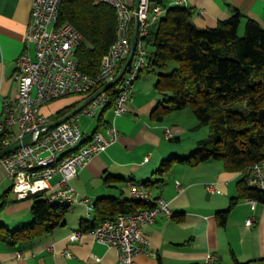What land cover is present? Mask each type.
<instances>
[{
  "label": "crops",
  "instance_id": "obj_1",
  "mask_svg": "<svg viewBox=\"0 0 264 264\" xmlns=\"http://www.w3.org/2000/svg\"><path fill=\"white\" fill-rule=\"evenodd\" d=\"M127 1L131 6L134 3V0ZM161 1V12H150V32L155 31L160 18L173 7L192 10L191 22L199 29L216 28L232 17L233 9L244 15L242 25L247 18H252L264 29V0ZM31 8L32 0H0V114L6 107L14 106L18 99L14 80L16 61L25 51ZM151 50L147 47V54ZM156 82V73L150 68L144 69L134 84L127 112L122 116H115L112 109L103 113L106 125L117 129L118 140L105 152L94 156L71 185L96 204L104 198L131 201L128 183L144 186L149 182L150 185L144 187L150 196L168 203L174 216L160 215L143 230L157 257L140 255L136 264H233L232 253L240 263L264 264L263 204L246 199L238 201L224 227L216 218L217 213L228 209L231 200L238 196L239 182L243 179L241 172L229 173L222 163L208 162L196 167L176 163L165 175L154 174L165 161L183 152L162 147L168 139L165 134L168 127L163 125L165 118L162 122L155 121L152 113L166 102L156 91ZM60 107V104L47 105L43 111L51 116ZM98 119L92 132L81 125L84 142L96 132ZM106 125L98 131L106 133L109 128ZM171 134L172 139L168 140L178 138L179 144L182 143L183 133H177V137ZM204 137L198 135L196 146ZM106 178L119 180L106 184ZM58 179L55 177L51 183L55 184ZM176 182L181 183L182 190ZM210 183H216L220 192H209ZM11 188L6 168L0 161V226L3 230L15 231L33 222V201L32 198L18 200L13 192L7 193ZM69 208L66 225L41 241L15 247L0 241V264H125L116 248L96 242L89 231H84L79 240H72L73 233L81 230L80 222L93 219L94 210L89 214L84 204ZM249 219L254 221L250 226L246 225ZM209 256H214L215 260L208 262Z\"/></svg>",
  "mask_w": 264,
  "mask_h": 264
},
{
  "label": "trees",
  "instance_id": "obj_2",
  "mask_svg": "<svg viewBox=\"0 0 264 264\" xmlns=\"http://www.w3.org/2000/svg\"><path fill=\"white\" fill-rule=\"evenodd\" d=\"M149 2L150 12L162 7L161 0ZM132 10L135 11L134 3ZM192 16L193 11L188 8H170L160 18L155 31L142 38L146 50L152 48L147 58L148 68L157 76L156 91L169 104L156 108L152 118L162 122L171 111L190 108L198 127H209L211 132L188 157H172L154 174L163 176L176 163L196 167L208 162H220L225 171L240 173L264 159V29L256 20L247 18L241 36L244 15L238 9H233L232 17L213 29L195 27ZM59 21L72 23L83 35L84 41L76 52L79 69L96 77L117 38L116 10L96 0H64ZM134 26L135 20L130 40ZM117 94L115 86L107 91L109 104L98 119L96 132L106 125L103 113L113 110ZM87 98L66 96L47 104L61 106L51 116L47 115L49 121L60 119ZM7 134L0 132V151ZM118 180L106 178L105 182ZM148 185L149 182L144 184ZM238 191L229 208L216 215L221 227L226 226L238 201L254 200L264 205V191L250 188L245 178L239 182ZM10 192L12 188L7 193ZM28 198H33V222L15 231L0 226V241L14 247L34 244L66 225L69 207L51 204L42 193ZM147 208L151 206L139 201L104 198L95 204L93 219L82 220L80 228L83 232L90 231L107 220L114 221L122 214ZM231 257L233 264H251L240 263L234 253Z\"/></svg>",
  "mask_w": 264,
  "mask_h": 264
},
{
  "label": "built area",
  "instance_id": "obj_3",
  "mask_svg": "<svg viewBox=\"0 0 264 264\" xmlns=\"http://www.w3.org/2000/svg\"><path fill=\"white\" fill-rule=\"evenodd\" d=\"M63 2L32 0L25 51L16 61L14 80L18 99L14 106L6 107L4 113L0 114V132H8L4 147L31 132L33 139L30 145L11 153L1 162L18 200L42 193L54 205L71 207L84 204L90 214L95 204L81 196L71 181L94 156L105 152L118 140L117 129L109 127L106 133L97 131L84 142L81 117L100 115L109 104L107 92L99 95L71 119L52 128L46 126L50 121L42 108L66 96L89 97L114 79L120 64L130 52V30L136 14L127 0H96L116 10L118 29L116 41L110 47L100 73L93 77L79 69L76 52L84 41L83 35L72 23L59 21ZM153 11L159 14L161 8L155 7ZM149 16L150 2L141 0L139 43L127 73L115 86L118 93L113 108L115 116L127 112L134 84L141 72L148 68V54L142 38L149 33ZM165 134L168 139H172L169 129ZM241 175L250 188L264 191V159L246 168ZM57 176L59 179L52 184ZM176 185L179 190L183 189L180 182H176ZM128 186L131 189V201L146 203L151 208L122 214L114 221L107 220L89 233L96 242L116 248L121 262L136 264V258L140 255L157 257L151 250L144 228L153 224L160 215L172 218L174 213L164 199L153 198L143 185L129 182ZM207 189L212 193L220 192L216 183L208 184ZM253 222L249 219L246 225L250 226ZM82 233L81 230L74 232L71 239L79 240ZM66 254L71 256L70 253ZM214 260V256H209L208 262Z\"/></svg>",
  "mask_w": 264,
  "mask_h": 264
},
{
  "label": "rangeland",
  "instance_id": "obj_4",
  "mask_svg": "<svg viewBox=\"0 0 264 264\" xmlns=\"http://www.w3.org/2000/svg\"><path fill=\"white\" fill-rule=\"evenodd\" d=\"M244 25H242V28L240 30V35H244ZM152 48L149 47V50ZM163 106H169L168 103L162 105ZM102 113V112H101ZM100 114V113H99ZM82 115V114H81ZM99 116L96 117H88V116H82L81 117V125L84 129L89 128L90 132H92L97 125V119ZM91 122V123H90ZM90 124V125H89ZM164 127H168L167 129H170L171 132L176 135L177 133H183V136L180 138L182 139V143L179 144L177 141L178 138H176L173 141H170L168 139H164V144L163 148H169L173 147L178 150H183V152H179L177 155L181 157H188L191 153H193L199 146L197 144L196 146V138L198 135H205V137L199 141H203L206 139V137L209 135L211 132L209 127H201L199 128V122L197 118L195 117L194 113L190 108H186L183 110H173L171 111L166 117H165V122H163ZM197 126V127H196ZM166 129V130H167ZM205 132V134L203 133ZM196 146L193 148L194 150H191L192 147ZM15 196V195H14ZM33 201V198L31 199ZM70 216V215H69ZM10 229V228H9ZM10 230H15V228H11Z\"/></svg>",
  "mask_w": 264,
  "mask_h": 264
},
{
  "label": "water",
  "instance_id": "obj_5",
  "mask_svg": "<svg viewBox=\"0 0 264 264\" xmlns=\"http://www.w3.org/2000/svg\"><path fill=\"white\" fill-rule=\"evenodd\" d=\"M140 5H141V0H134V7H135V26L133 30V35L131 39V48L130 52L125 59L121 69L119 70L118 74L115 76L113 80L105 84L103 87H101L99 90H97L94 94L89 96L86 100H84L82 103H80L76 108L71 110L69 113L61 117L60 119L49 122L46 126L47 127H56L67 120L71 119L73 116L78 114L83 108H85L87 105H89L95 98H97L99 95H101L104 92H107L109 89L113 88L116 86L124 77V75L127 73L131 63L133 62V59L136 54V50L138 47L139 43V32H140V18H139V11H140ZM42 128H40V131ZM33 139V133H28L21 139H17L13 141L10 145L6 146L3 148L2 151H0V161L5 158L6 156L10 155L11 153H14L15 151L21 149L22 147L28 146L32 143Z\"/></svg>",
  "mask_w": 264,
  "mask_h": 264
}]
</instances>
